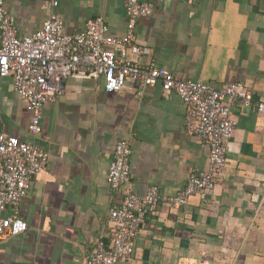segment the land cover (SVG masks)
<instances>
[{
    "label": "crops",
    "instance_id": "0c3cea01",
    "mask_svg": "<svg viewBox=\"0 0 264 264\" xmlns=\"http://www.w3.org/2000/svg\"><path fill=\"white\" fill-rule=\"evenodd\" d=\"M126 0H59L55 12L67 33L103 15L110 35L126 32ZM18 35H30L47 17L44 0H4ZM136 44L151 50L130 58L167 68L180 79L220 89L239 81L264 100V0L155 1L134 27ZM0 77V128L48 152L18 216L28 229L0 242V264H83L108 227V209L121 193L107 184L118 140L131 147L130 182L143 193L156 185L171 195L190 171L205 169L208 147L185 132V106L161 86L137 84L107 92L101 78L69 77L56 101L44 105L41 131L28 132L31 114ZM236 129L213 189L176 207L160 201L145 217L132 257L118 264H264V115L249 106L233 110ZM9 216L10 213L6 212Z\"/></svg>",
    "mask_w": 264,
    "mask_h": 264
},
{
    "label": "built area",
    "instance_id": "2783aa9c",
    "mask_svg": "<svg viewBox=\"0 0 264 264\" xmlns=\"http://www.w3.org/2000/svg\"><path fill=\"white\" fill-rule=\"evenodd\" d=\"M155 1L167 0H126V32L117 36L110 35L103 15L88 20L75 33H67L54 10L59 0H44L48 12L43 26L30 35H18L14 16L5 11V2L0 0V77H12V91L31 114V136L40 133L44 105L56 101L64 81L87 77L101 78L107 92L137 84L138 95L145 87L159 83L164 95L175 93L184 104L186 134L199 136L208 147L206 168L193 169L183 189L163 196L152 184L140 194L122 191L130 182L131 147L128 140H118L107 167V184L121 196L108 209L105 240L96 238L83 264L129 260L134 251L133 239L146 215L153 213L160 201L180 207L191 195L213 189L225 167L228 143L236 129L234 108L249 106L264 115V100H255L252 91L239 81L215 89L199 80L175 77L154 61L142 65L130 58L151 52L136 44L134 27L138 18L152 14ZM47 161L48 152L36 143L20 141L0 128V242L28 229L18 216L19 206Z\"/></svg>",
    "mask_w": 264,
    "mask_h": 264
}]
</instances>
